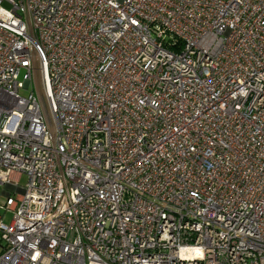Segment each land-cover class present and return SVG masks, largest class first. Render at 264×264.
Listing matches in <instances>:
<instances>
[{"label":"built area","instance_id":"1","mask_svg":"<svg viewBox=\"0 0 264 264\" xmlns=\"http://www.w3.org/2000/svg\"><path fill=\"white\" fill-rule=\"evenodd\" d=\"M0 264H264V0H0Z\"/></svg>","mask_w":264,"mask_h":264},{"label":"rangeland","instance_id":"2","mask_svg":"<svg viewBox=\"0 0 264 264\" xmlns=\"http://www.w3.org/2000/svg\"><path fill=\"white\" fill-rule=\"evenodd\" d=\"M37 84H38V91H39L40 94H41L42 89H41V85H40L39 80H38ZM33 86H34V84H33ZM20 93H21L22 95H25V94H27V91H26V90H20ZM19 182H20V184L23 185V184L26 182V176H25V175L20 176V178H19ZM11 216H12L11 213H6V214L4 215V217H3L4 221H5V222H9V221L11 220Z\"/></svg>","mask_w":264,"mask_h":264}]
</instances>
